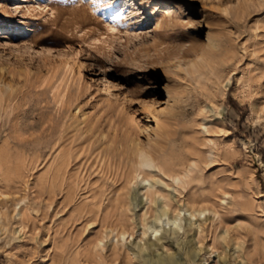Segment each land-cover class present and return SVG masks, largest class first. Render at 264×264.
I'll use <instances>...</instances> for the list:
<instances>
[{
    "label": "rangeland",
    "instance_id": "374dc122",
    "mask_svg": "<svg viewBox=\"0 0 264 264\" xmlns=\"http://www.w3.org/2000/svg\"><path fill=\"white\" fill-rule=\"evenodd\" d=\"M263 109V0H0V264L108 256L105 216L127 191L143 197L124 217L135 237L148 204L129 182L131 145L148 139L187 181L151 171L153 189L214 218L201 248L182 221L186 234L139 264H264Z\"/></svg>",
    "mask_w": 264,
    "mask_h": 264
},
{
    "label": "bare ground",
    "instance_id": "6f19581e",
    "mask_svg": "<svg viewBox=\"0 0 264 264\" xmlns=\"http://www.w3.org/2000/svg\"><path fill=\"white\" fill-rule=\"evenodd\" d=\"M207 43L210 47L209 50H211L212 52H216L217 48H219L220 46V42L212 35L208 37ZM205 57V54H201L197 57V59L202 63L205 62ZM228 84L229 82L227 83V85ZM261 114L262 113H260V115ZM252 115L254 116V119L262 118V116L257 115L256 108H252ZM155 123L156 129H153V136L159 138V136L161 135L158 133L157 129H159L160 124L157 121ZM150 127L151 125L145 123L139 127V132L147 131L150 129ZM151 144H156V141H153V139H148V142L146 144L137 142L131 145V150L135 155V169L133 174L131 175L129 182L130 185H142V188H144V200L148 204L147 206H145V212L139 215L140 222L138 225V231L136 232L137 235L134 237V229L136 226H134L131 230L127 229L126 225L128 224H126L124 217L127 216V211H133L142 203L143 197H139L136 200L137 194H133V192L127 191L114 198L112 205H109L111 207V210L107 211L105 216V220H110V227L108 232L109 235H106L105 237L110 238L113 235V237H111L110 239L111 243L109 244V255H101L97 260L93 259L92 257L86 258L88 262H90V264H139L138 261H141L140 258L142 257V255H144L147 250L151 249V247H155L157 249H171L169 240L170 237L175 239L183 234H186L187 228H191V230H194L193 237L194 239H196V244L199 245V247L202 245V234H204L206 230L205 222H207V220L212 221L214 216L210 218V211L203 208L201 206L202 203H200L199 201H195V198L192 199L190 197H186V194H184V192L182 193L180 191L181 193L178 194L179 204H174L173 197L165 195L163 189L158 188L159 186L153 189V184L148 178L151 171H157L158 173L168 175L167 171L169 170H166L165 166L167 165L165 163L162 165H159L157 163L155 158V149ZM177 175L178 174L168 176L172 179V182L180 187L183 186L185 189L186 187L184 185L187 183V181L184 182V180H182ZM188 181L190 180L188 179ZM67 198L69 201L73 199V193L71 191L67 193ZM158 199L160 200L158 201ZM201 199V202H203L204 204L208 202L207 198ZM134 200H136L137 203L134 204ZM152 203L154 204L153 206ZM142 207H144V205H142ZM2 212H0V231L5 229L6 221L9 217L7 213ZM20 212L16 211L15 214L18 218V227H20L19 231L22 229L24 222V218L22 219L23 215ZM97 215L98 213H96L94 217L95 219ZM146 215L151 218L149 222H147ZM112 217H114V220L112 219ZM113 221L115 222L113 223ZM182 221H184V226L187 222V228L185 230L183 229ZM133 224L136 225V222ZM129 237H131L130 240H128ZM95 248H100L101 251L106 248V244L103 242L102 238L97 241V243L95 244ZM210 248L215 249L214 242L210 246ZM189 253L190 251L188 252V254ZM160 256L158 257L159 259H157L158 264H170V262L173 261L171 255ZM107 257L109 258V260L107 259Z\"/></svg>",
    "mask_w": 264,
    "mask_h": 264
}]
</instances>
